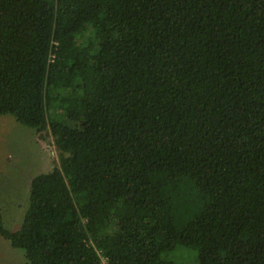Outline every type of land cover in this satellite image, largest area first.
<instances>
[{
	"label": "trees",
	"instance_id": "trees-1",
	"mask_svg": "<svg viewBox=\"0 0 264 264\" xmlns=\"http://www.w3.org/2000/svg\"><path fill=\"white\" fill-rule=\"evenodd\" d=\"M50 131L27 264H264V0H0V115Z\"/></svg>",
	"mask_w": 264,
	"mask_h": 264
},
{
	"label": "rangeland",
	"instance_id": "rangeland-1",
	"mask_svg": "<svg viewBox=\"0 0 264 264\" xmlns=\"http://www.w3.org/2000/svg\"><path fill=\"white\" fill-rule=\"evenodd\" d=\"M59 155L50 131L20 124L11 114L0 115V208L4 225L17 230L29 205L32 179L53 169ZM192 250L177 247L167 255L174 264H198ZM0 264H27L22 249L0 234Z\"/></svg>",
	"mask_w": 264,
	"mask_h": 264
}]
</instances>
